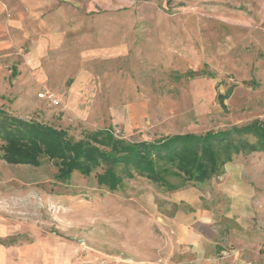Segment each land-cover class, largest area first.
<instances>
[{
    "label": "rangeland",
    "instance_id": "rangeland-1",
    "mask_svg": "<svg viewBox=\"0 0 264 264\" xmlns=\"http://www.w3.org/2000/svg\"><path fill=\"white\" fill-rule=\"evenodd\" d=\"M86 1L91 11L28 1L22 30L0 29L16 56L0 63L2 110L66 130L74 140L101 129L126 141H152L264 122V0ZM38 9L44 14L33 16ZM44 35L66 41L47 51L51 59L32 64L31 47ZM43 93L57 104L39 98ZM248 156L233 158L247 165L261 205L238 230L246 243L230 245L225 223L221 231L208 229L221 243V264H264V155ZM56 170L51 162L0 161V246L17 261L168 262L175 247L163 215L185 209L166 202L169 190L136 176L109 191L96 182L101 168L66 182ZM237 250L242 256L231 259Z\"/></svg>",
    "mask_w": 264,
    "mask_h": 264
},
{
    "label": "trees",
    "instance_id": "trees-1",
    "mask_svg": "<svg viewBox=\"0 0 264 264\" xmlns=\"http://www.w3.org/2000/svg\"><path fill=\"white\" fill-rule=\"evenodd\" d=\"M219 97L222 102L226 95ZM252 153L264 154V122L257 120L226 130L164 135L152 141H126L104 129L74 140L66 130L15 117L0 108V161L33 167L51 162L60 182L75 173L87 177L101 168L96 182L109 191L116 190L124 178L136 176L169 191L204 183L220 175L234 156Z\"/></svg>",
    "mask_w": 264,
    "mask_h": 264
},
{
    "label": "crops",
    "instance_id": "crops-1",
    "mask_svg": "<svg viewBox=\"0 0 264 264\" xmlns=\"http://www.w3.org/2000/svg\"><path fill=\"white\" fill-rule=\"evenodd\" d=\"M28 1L34 2L35 6L45 1L41 6L46 5V0H0V29L15 30L16 28L21 31L23 24L20 17L24 12L32 10L30 5L29 9L25 5ZM49 1L65 2L75 8L85 7L83 9L86 12L91 11L87 9L90 5L86 0ZM94 4H97L96 0ZM44 12L43 9H38L33 16H42ZM64 37V35L60 38L44 35L37 39L30 50L31 63L39 64V60L44 56L51 59L47 51L57 45L59 47L58 43L66 41ZM9 45V39L0 40V63L6 64L16 59V56L8 51ZM249 155L259 157L264 154ZM246 169V164L233 158L223 167L220 175L198 184L197 187L186 186L166 193L165 199L169 205H182L185 209L174 215L167 213L163 215L162 223L170 238L168 241L175 247L169 252V260L164 264H221L222 262L217 258L221 243L216 235L208 233V229L213 225L217 226L219 231L224 226L223 223L229 226L227 230L230 232L228 237L230 245L246 243V239L238 235V230L242 224L248 223L255 217L254 209L261 205L257 184ZM180 246L185 249L180 251ZM243 252L237 250L232 254L231 259L242 256ZM184 253H188L186 261L181 259ZM0 264H23V262L17 261L11 251L0 246Z\"/></svg>",
    "mask_w": 264,
    "mask_h": 264
},
{
    "label": "built area",
    "instance_id": "built-area-1",
    "mask_svg": "<svg viewBox=\"0 0 264 264\" xmlns=\"http://www.w3.org/2000/svg\"><path fill=\"white\" fill-rule=\"evenodd\" d=\"M93 1H95V0H93ZM38 95H39L38 97L41 98V99L49 100V101H51V103H53V104H57V101H55V100L52 98V95H50L49 93H43V94H38ZM113 135H114L115 137H117L116 134L113 133ZM223 255L225 256L226 253L224 252Z\"/></svg>",
    "mask_w": 264,
    "mask_h": 264
}]
</instances>
